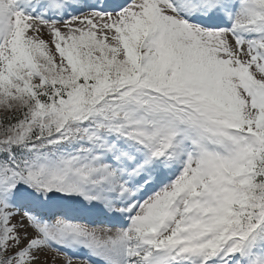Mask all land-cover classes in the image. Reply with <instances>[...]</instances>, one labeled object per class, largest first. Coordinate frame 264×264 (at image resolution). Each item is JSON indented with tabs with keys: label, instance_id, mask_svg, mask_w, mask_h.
Segmentation results:
<instances>
[{
	"label": "snow or ice",
	"instance_id": "obj_1",
	"mask_svg": "<svg viewBox=\"0 0 264 264\" xmlns=\"http://www.w3.org/2000/svg\"><path fill=\"white\" fill-rule=\"evenodd\" d=\"M0 264H264V0H0Z\"/></svg>",
	"mask_w": 264,
	"mask_h": 264
}]
</instances>
